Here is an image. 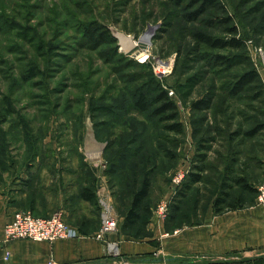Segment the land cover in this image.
<instances>
[{"label":"rangeland","instance_id":"rangeland-1","mask_svg":"<svg viewBox=\"0 0 264 264\" xmlns=\"http://www.w3.org/2000/svg\"><path fill=\"white\" fill-rule=\"evenodd\" d=\"M201 4L202 0H0V194L15 211L27 210L32 192L42 194L38 181H48L58 167L64 169L63 183L76 185L60 188L62 205L67 195L77 196L89 171L100 212L99 199L107 194L118 217L130 189H137L145 176L150 181L148 200L156 207L174 196V172L183 169L187 174L195 163L207 166L204 175L209 179L192 191L203 190L198 208L207 206L219 184L218 150L225 159L235 158L236 167L254 165L249 170L254 178L264 177L262 75V86L237 95L229 96L222 84L249 65L262 71L255 48L264 55V0H218L197 19L188 20L185 14ZM227 15L232 21H218ZM229 25L237 27L241 47L209 48L193 39L197 30L230 37ZM86 26L106 30L104 40L90 41L84 36ZM216 53L231 57V66L208 62L207 55ZM166 64L165 74L155 73ZM31 72L25 79L23 75ZM157 87L173 90L181 132L167 129L164 124L169 121L151 112L153 104L144 111L133 106L139 90L150 97ZM206 92L212 96L210 107L193 109L191 101ZM252 129L253 136L243 133ZM200 150L206 152L205 163L195 159ZM115 189H120L117 200ZM40 200L38 215L62 211L57 199ZM180 200L177 222L188 223L182 218L185 199ZM47 208L54 210L42 212ZM200 215L195 213L192 221Z\"/></svg>","mask_w":264,"mask_h":264},{"label":"crops","instance_id":"crops-1","mask_svg":"<svg viewBox=\"0 0 264 264\" xmlns=\"http://www.w3.org/2000/svg\"><path fill=\"white\" fill-rule=\"evenodd\" d=\"M63 170L58 167L48 181H38L43 191L36 196L57 199L56 206H61L65 221L77 235L53 241L16 238L3 242L0 234V264H264V208L257 204L255 194L241 207L219 213L210 202L198 223H178L168 220V214L160 217L153 205L148 219L136 220L126 228H121L120 215L117 229L101 240L94 236L101 212L93 204L72 192L62 205L60 188L76 186L63 183ZM7 198L0 194V230L15 212ZM108 242L114 243L115 253L110 252Z\"/></svg>","mask_w":264,"mask_h":264},{"label":"trees","instance_id":"trees-1","mask_svg":"<svg viewBox=\"0 0 264 264\" xmlns=\"http://www.w3.org/2000/svg\"><path fill=\"white\" fill-rule=\"evenodd\" d=\"M175 1L177 3L182 2V0ZM217 1L218 0H202V4L199 8L185 14L186 18L188 20L197 19L207 6L213 5ZM218 21L220 23H229L230 21H232V17L228 15L225 17H219ZM209 23L212 24V21L209 20ZM226 31L229 32L232 36L227 38L223 36H213L201 30L193 32L192 35L197 45H204L209 48L224 49L229 47H241L244 44L243 40L240 37H236L235 35L237 32V27L235 25L227 26ZM106 33L107 31L103 30L101 27L96 28L86 26L84 29V36L93 42L103 41ZM200 48L201 47L198 48L199 51H201ZM207 56H209L210 58L207 59L206 57L208 62L223 66L221 68H228L229 66H231L232 61L231 57L229 56H225L224 54L219 53L209 54ZM33 73L34 72H31L23 76L25 77V79H28L32 77ZM235 76V79L230 80L229 83H226L228 80H226V82H222V84L225 85V87L227 88V94L229 96L237 95L241 91H245L251 86L261 85L262 78L260 76V72L258 71V69L252 67L251 65L247 66L245 70L241 71ZM211 98V94L209 92H206L203 96L193 99L191 101V107L197 110L208 109L211 104ZM151 105L153 107L151 112L154 115L161 117L163 121H169L164 124L167 129L176 132L182 131V125L178 119V105L175 101L174 96H171L168 93V89L166 87H157L155 94L150 97L147 96L145 92L139 90L137 97L134 99L133 106L139 111H144ZM239 133V131L232 132L233 135H238ZM243 133L247 136H253L256 134V131L252 129L244 131ZM233 135L230 137L229 141L233 140ZM201 147L204 149L206 148V146ZM205 153V150H203L202 152L200 150V152L196 154L195 159L200 161V163H205V161L207 160V155ZM218 153H220L219 160L220 165L222 167L216 170L220 177L218 178V189L214 194L213 198L210 199L207 206L203 205L202 208H198L200 201L204 200L203 193L201 192L203 190L200 191L199 189L196 194H193L192 191L194 190V188H199V183L205 182L209 178L205 180L204 172L207 166H205V164L195 163L193 169L185 175L183 181L181 182L180 186L175 191V194L172 197V202L169 205L170 212L167 216L168 220L176 221L179 218L177 211L180 208L178 209L179 201H177V199H185L184 205H186V210L182 212V218H186L188 220V223H198V221L201 220V215L206 211L210 202L212 203L213 211L215 213H219L224 209H233L241 207L250 194H255L256 196L257 186L254 187V183L259 184L262 179L254 178L252 173L249 172L250 168L254 167V165H249L248 163H245L241 167H236L234 166V161H236L234 160L235 158L232 157L231 160H228V158L225 159V157L223 156V151L221 152V150H218ZM120 157L124 158L125 155H121ZM224 159L225 162H223ZM254 159H256L257 164L260 162L258 157ZM84 177L87 178V183L83 184L79 188L78 196L83 200L89 201L91 204H93L95 209L100 211L98 198L95 192L96 184L93 180L90 181V179L93 178V174L89 171H86ZM149 187L150 181L148 177L145 176L137 189H130V193L128 198L126 199V202L121 205V208H118V211L120 212L119 214L123 216L121 228H126L130 224L134 223L136 220L144 219L145 221L146 219H148L151 214V207L153 206V201H151V203L150 200H148ZM232 193H234V197L232 196ZM113 195L114 198H118L120 195V189L119 191H116V189L113 190ZM39 201L41 200L36 196V193L32 192L31 198L27 203L26 209L30 210L33 214L38 215L37 213H35V207L37 206V204L40 203ZM173 209L175 211L174 213L172 212ZM198 211H200L201 214L200 219L192 221L191 216H195V213H197ZM44 216H46V214Z\"/></svg>","mask_w":264,"mask_h":264},{"label":"built area","instance_id":"built-area-1","mask_svg":"<svg viewBox=\"0 0 264 264\" xmlns=\"http://www.w3.org/2000/svg\"><path fill=\"white\" fill-rule=\"evenodd\" d=\"M258 54L261 55V73L264 81V55L262 49L255 48ZM160 66V65H159ZM155 68V73L165 74L168 70L167 64L162 65V67ZM168 93L173 94V90L169 89ZM186 174V170L178 169L174 172L171 178L172 195L180 186L182 179ZM255 200L257 204L264 208V179L257 185ZM100 203L102 205L101 211V221L98 230L95 232L94 236L98 239L105 240V236L108 232H111L118 227V216L112 209L111 201L107 194H101ZM109 198V199H108ZM169 197L167 199H162L158 202L155 207L156 215L163 217L168 212V206L170 203ZM2 235L1 241H7L16 238H27L36 241H53L58 238H68L77 235V231L71 227L64 219L63 211H56L46 216H40L33 214L30 210H17L15 211L11 218L6 221L1 230ZM109 250L111 253H115V245L112 242H108ZM8 256V251L5 252V257ZM48 264H52L49 261Z\"/></svg>","mask_w":264,"mask_h":264},{"label":"bare ground","instance_id":"bare-ground-1","mask_svg":"<svg viewBox=\"0 0 264 264\" xmlns=\"http://www.w3.org/2000/svg\"><path fill=\"white\" fill-rule=\"evenodd\" d=\"M146 36H149V35L147 34ZM142 60H143V59H142ZM94 154H96V153H94Z\"/></svg>","mask_w":264,"mask_h":264}]
</instances>
